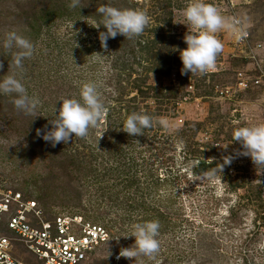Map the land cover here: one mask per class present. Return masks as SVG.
<instances>
[{
    "label": "rangeland",
    "instance_id": "1",
    "mask_svg": "<svg viewBox=\"0 0 264 264\" xmlns=\"http://www.w3.org/2000/svg\"><path fill=\"white\" fill-rule=\"evenodd\" d=\"M190 2L80 0L72 8L71 0H0V80L16 75L39 101L34 115H25L14 94L0 93V186L105 227L109 243L86 264H264V174L240 157L200 179L240 149L231 139L235 128L264 123V0H205L243 22L245 45L222 31L215 68L181 75L188 31L181 10ZM102 5L144 11L150 22L139 37L109 39L105 51L98 33L106 29L95 28ZM12 31L34 45L22 72L12 62L15 49L2 46ZM47 65L57 71L47 74ZM236 72L262 79L232 100L217 98L216 86L231 89ZM88 82L107 108L99 126L54 148L38 138L60 100H79ZM133 112L167 119L171 131L157 125L129 137L120 128ZM200 162L206 168L195 174ZM150 220L161 226L159 252L117 259L134 244L132 225Z\"/></svg>",
    "mask_w": 264,
    "mask_h": 264
},
{
    "label": "clouds",
    "instance_id": "2",
    "mask_svg": "<svg viewBox=\"0 0 264 264\" xmlns=\"http://www.w3.org/2000/svg\"><path fill=\"white\" fill-rule=\"evenodd\" d=\"M79 4L80 0H71L70 7L76 8ZM96 11L102 19L95 28L103 26L106 29L98 33L100 46L105 51L109 39H114L117 35L128 39L139 37L150 22L149 16L141 10L102 5ZM181 15L185 21L182 24L188 29L183 37L186 48L180 50L183 65L181 75L188 73L204 75L215 68L217 56L223 51V44L217 38L218 33L227 31L236 41L243 38V22L222 15L216 6L206 3L205 0H192L181 10ZM2 46L7 50L15 49L12 53V62L21 72L24 60L34 54L33 43L15 31L6 34ZM0 93L14 94L15 98L12 101L14 107L25 115H34L39 104L36 98L26 93L25 85L16 75H8L0 80ZM79 96V100L75 98L60 100L58 111L55 110L54 118L49 120L51 127L46 125L44 129H37L36 136L54 148L60 143L68 144L74 137L84 138L90 129L97 128L107 112L98 85L94 82L85 83L80 89ZM157 125L164 131H171L167 119L133 112L127 115L120 130L129 137H135L142 135L145 129ZM231 139L232 143L240 145V149L234 150L232 154L223 155L222 163H217L218 167H211L200 179L222 174L226 166L240 157L250 158L256 173L264 174V123L235 128ZM229 144L221 148L226 150ZM160 227L156 220L133 224L129 236L135 238L134 244L128 248L122 247L116 258L123 257L129 260H136L138 257L153 258L160 249V242L157 239Z\"/></svg>",
    "mask_w": 264,
    "mask_h": 264
},
{
    "label": "built area",
    "instance_id": "3",
    "mask_svg": "<svg viewBox=\"0 0 264 264\" xmlns=\"http://www.w3.org/2000/svg\"><path fill=\"white\" fill-rule=\"evenodd\" d=\"M246 36L236 41L245 45ZM250 51V49H248ZM234 86L215 88L219 99L232 100L236 90L255 87L261 74L249 78L235 73ZM191 90V86H187ZM110 241L103 226L84 219L79 214H60L44 208L37 199L0 186V264H26L18 257L32 256L39 264H86Z\"/></svg>",
    "mask_w": 264,
    "mask_h": 264
},
{
    "label": "trees",
    "instance_id": "4",
    "mask_svg": "<svg viewBox=\"0 0 264 264\" xmlns=\"http://www.w3.org/2000/svg\"><path fill=\"white\" fill-rule=\"evenodd\" d=\"M32 58V57H31ZM31 58H29V59H31ZM49 65H50V63H48ZM48 67V68H47ZM47 67L45 68V71H46V73L47 74H49V73H51L52 71V73H54V72H56L57 70H52V68L51 67H49L48 65H47ZM16 71V70H15ZM29 71H31V68L29 69ZM204 168H206L205 167V163L204 162H200L197 166H196V168H195V170H194V173L195 174H197V173H199V172H201L202 171V169H204ZM105 228V227H104Z\"/></svg>",
    "mask_w": 264,
    "mask_h": 264
}]
</instances>
